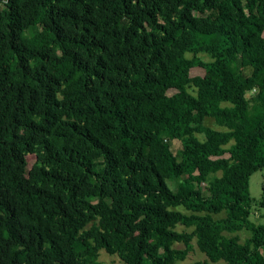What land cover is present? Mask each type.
<instances>
[{"label": "trees", "instance_id": "16d2710c", "mask_svg": "<svg viewBox=\"0 0 264 264\" xmlns=\"http://www.w3.org/2000/svg\"><path fill=\"white\" fill-rule=\"evenodd\" d=\"M260 46L264 0H0V264H258Z\"/></svg>", "mask_w": 264, "mask_h": 264}, {"label": "rangeland", "instance_id": "374dc122", "mask_svg": "<svg viewBox=\"0 0 264 264\" xmlns=\"http://www.w3.org/2000/svg\"><path fill=\"white\" fill-rule=\"evenodd\" d=\"M260 49L264 50V47L260 46ZM201 56H203V58L205 60L209 59L208 56L205 54H201ZM249 59H250V53L245 52L242 56V63L247 66ZM203 74H204L203 68L195 67V68H192V70H191L192 76L203 75ZM171 93H172V91H171ZM250 94L251 93H248V95H250ZM205 123L216 128V129H223V127L217 125L214 122L213 118H211V117H207L205 119ZM199 136L201 139L204 137L203 134H200ZM179 147H180V142L178 140H175L173 142V149L178 150ZM227 156H229V154H225V157H227ZM27 158H28V169H30L35 164V156L30 154V155H28ZM263 173L264 172L262 170H258L250 176L249 192H250V195L255 199H258L262 193ZM29 188L30 187H29L28 178H27V175H25V177L22 181V191L27 192L29 190ZM213 215L215 217H222L225 215V212H222L220 214H213ZM249 222L252 225L264 224V209L258 208L256 205H253L252 206V212H251L250 217H249ZM177 229L179 231H182V230H184V227L180 225L177 227ZM189 230H191V229H189ZM236 234L239 235L241 242H244L248 237H250L251 231L244 228L238 232L232 233L231 235H236ZM193 244H194V249L188 254V256L185 260L180 262V264H190V263L195 262L197 260H202V259L206 258L205 254L197 248L195 241H193ZM179 246L183 247V245H179ZM256 255H257V259H258V264H264V249L258 250ZM99 260H100L101 264H124L117 255L109 254L105 250L100 251Z\"/></svg>", "mask_w": 264, "mask_h": 264}]
</instances>
